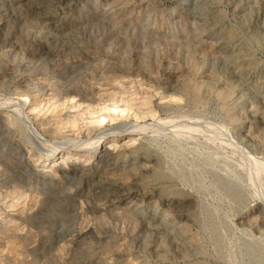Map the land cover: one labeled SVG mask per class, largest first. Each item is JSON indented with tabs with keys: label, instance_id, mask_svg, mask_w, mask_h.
Wrapping results in <instances>:
<instances>
[{
	"label": "rangeland",
	"instance_id": "obj_1",
	"mask_svg": "<svg viewBox=\"0 0 264 264\" xmlns=\"http://www.w3.org/2000/svg\"><path fill=\"white\" fill-rule=\"evenodd\" d=\"M0 264H264V0H0Z\"/></svg>",
	"mask_w": 264,
	"mask_h": 264
},
{
	"label": "bare ground",
	"instance_id": "obj_2",
	"mask_svg": "<svg viewBox=\"0 0 264 264\" xmlns=\"http://www.w3.org/2000/svg\"><path fill=\"white\" fill-rule=\"evenodd\" d=\"M41 1V0H40ZM31 2V1H30ZM34 2H37V0H34ZM18 20V19H17ZM73 98V97H72ZM82 100L84 99V98H81ZM113 99V98H112ZM80 101V100H79ZM84 101V100H83ZM110 101H112V100H110ZM85 102V101H84ZM122 102V101H121ZM80 103H81V101H80ZM121 105V104H120ZM118 105V103H117V101H112V103L110 104V105H108L109 106V109H107V113H100V114H98V112H95V111H93V114H97V119H96V123L99 125V127L100 126H102L103 124H105L107 121H110V122H112V121H114L116 118H114V116L111 114V113H124V112H126V109L125 108H127V109H129L130 107H129V105ZM121 107H124V109H120ZM96 108V107H95ZM94 108V109H95ZM132 108V107H131ZM93 109V110H94ZM20 110H22L21 108H20ZM108 110L109 111H111V112H108ZM97 111V110H96ZM129 111V110H128ZM91 114V113H90ZM24 115V114H23ZM141 116V115H140ZM139 117V116H138ZM137 116H136V118H138ZM26 118V117H25ZM26 120H27V118H26ZM30 120V119H29ZM67 121V122H66ZM65 121V124H69L72 128H74V127H76L75 126V121L74 120H71V121H68V120H66ZM31 123V122H30ZM68 125V126H69ZM67 126V125H66ZM91 126V125H90ZM64 128V127H63ZM32 130V129H31ZM75 130V129H74ZM119 130V129H118ZM127 131V129L125 130V128L122 130V131H119V132H117V133H123V132H126ZM108 132V131H107ZM128 132V131H127ZM32 134H33V137H34V131L33 132H31ZM116 133V132H115ZM30 134V133H29ZM31 134V135H32ZM111 134V133H110ZM106 136H107V133H100L99 134V136H98V138L96 139V142L93 144V147H89L91 150H95V149H99V150H102V148H103V146H102V143H101V140H104V139H106ZM41 138V137H40ZM108 138V137H107ZM36 139V141H37V138H36V135H35V138H34V140ZM40 140V139H39ZM38 140V141H39ZM42 142H44V141H41V144H42ZM37 143V142H36ZM52 143H50L49 145H51ZM38 145H40V142H39V144ZM53 145H55V144H53ZM63 145H65V144H63ZM76 145V144H75ZM80 145V144H79ZM73 146H74V144H73ZM53 147V146H52ZM65 147H67V148H73L71 145H67V146H60V147H57L56 146V148L55 149H53L54 151L56 150L57 151V149H61V148H65ZM44 148V147H43ZM75 148H76V146H75ZM88 149V146H85V145H83V144H81L80 146H79V150L80 149ZM104 152V151H103ZM108 152V151H107ZM104 158H106V157H104ZM103 158V159H104ZM108 160V159H107ZM100 161H102V160H100ZM104 162V161H103ZM102 162V163H103ZM108 162V161H107ZM106 165H107V163H106ZM68 168V167H67ZM108 168V167H107ZM83 170H84V168H83ZM83 170H81V171H83ZM79 172H80V170H79V168H77V167H74V166H70L68 169H67V177L68 176H76L77 174H79ZM84 174V173H83ZM65 175V174H64ZM99 175V174H98ZM80 176V175H79ZM84 176V175H83ZM78 177V176H77ZM73 180V179H72ZM104 180V179H103ZM102 181V180H101ZM99 184V183H98ZM95 185L94 187H90V191L92 192V195L93 196H98V197H108L109 195H108V191H109V189H108V186H105V185ZM107 184V183H106ZM94 185V184H93ZM111 186V185H110ZM118 186V185H117ZM112 187V186H111ZM118 190V189H117ZM89 192V191H88ZM113 192H114V190H113ZM115 192H116V190H115ZM118 193V192H117ZM116 194V193H115ZM119 195V194H118ZM117 195V196H118ZM110 197H114V196H109V198ZM114 199V198H113ZM64 232V231H63ZM62 235V234H61Z\"/></svg>",
	"mask_w": 264,
	"mask_h": 264
}]
</instances>
